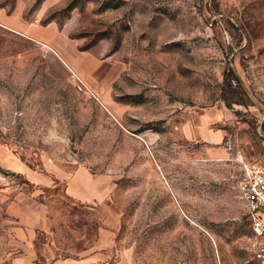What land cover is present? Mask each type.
I'll use <instances>...</instances> for the list:
<instances>
[{
	"label": "rangeland",
	"instance_id": "374dc122",
	"mask_svg": "<svg viewBox=\"0 0 264 264\" xmlns=\"http://www.w3.org/2000/svg\"><path fill=\"white\" fill-rule=\"evenodd\" d=\"M262 164L264 0H0V264H261Z\"/></svg>",
	"mask_w": 264,
	"mask_h": 264
},
{
	"label": "built area",
	"instance_id": "2783aa9c",
	"mask_svg": "<svg viewBox=\"0 0 264 264\" xmlns=\"http://www.w3.org/2000/svg\"><path fill=\"white\" fill-rule=\"evenodd\" d=\"M77 85L81 92H86L82 84ZM238 191L247 207L257 258L264 264V164L246 170L239 182Z\"/></svg>",
	"mask_w": 264,
	"mask_h": 264
}]
</instances>
